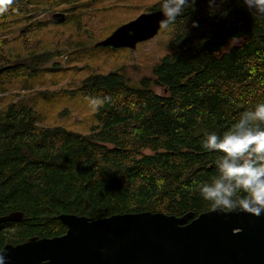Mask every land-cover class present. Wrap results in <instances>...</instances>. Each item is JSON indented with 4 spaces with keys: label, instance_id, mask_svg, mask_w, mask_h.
<instances>
[{
    "label": "trees",
    "instance_id": "16d2710c",
    "mask_svg": "<svg viewBox=\"0 0 264 264\" xmlns=\"http://www.w3.org/2000/svg\"><path fill=\"white\" fill-rule=\"evenodd\" d=\"M161 2L0 4V217L23 214L19 222L0 225V250L35 236L63 235L61 214L96 220L142 212L196 217L212 210L198 185L215 175L218 154L203 148L202 141L264 102V21L250 15L240 0H224L219 5L223 15H210L209 0H197L194 10L161 28L168 32L169 51L154 66V79L134 84L117 68L83 76L68 97L104 101L85 132L46 126L36 104L13 101L9 91H1L7 84L36 79L39 67L51 59L50 52L47 57L41 51L22 55L38 32L54 25L45 13L61 10L65 23L75 27L85 18H104L97 37L105 38L138 14L161 9ZM192 21L199 26L192 28ZM14 33L17 38L11 40ZM234 36L240 43L231 45ZM94 45L97 51H128ZM153 86L162 91L155 93Z\"/></svg>",
    "mask_w": 264,
    "mask_h": 264
},
{
    "label": "water",
    "instance_id": "95a60500",
    "mask_svg": "<svg viewBox=\"0 0 264 264\" xmlns=\"http://www.w3.org/2000/svg\"><path fill=\"white\" fill-rule=\"evenodd\" d=\"M64 19V13L51 15L54 23ZM161 19V9L141 13L94 46L133 51L158 34ZM22 218L12 212L0 225ZM57 219L66 227L61 236L4 245L8 264H264V215L212 209L196 217L142 212Z\"/></svg>",
    "mask_w": 264,
    "mask_h": 264
},
{
    "label": "rangeland",
    "instance_id": "374dc122",
    "mask_svg": "<svg viewBox=\"0 0 264 264\" xmlns=\"http://www.w3.org/2000/svg\"><path fill=\"white\" fill-rule=\"evenodd\" d=\"M54 13L63 12L56 9L45 13L44 17L51 20ZM65 21L66 14L62 23L52 21L54 25L46 26L41 34L38 32L36 37L32 38L33 47L22 53L26 55L29 52L41 51L45 57L47 52L51 53V59L39 67V76L28 82L19 80L7 84L1 91H9L8 97L14 96L13 101L36 104V109L40 112V117L42 116V123L46 126L59 125L71 131L85 132L92 122L94 111L89 107L87 99L69 98L67 92L76 89L83 76L105 73L116 68L122 69L125 79L134 84L143 78L154 79V66L169 51V36L167 31L161 29L154 38L138 45L133 51L114 53L106 50L105 53L92 49L94 43L103 38L97 36L104 28V18H98L96 15L92 19L85 18L81 27H75ZM17 35L9 34V37L12 40L17 38ZM91 42H94L93 45H86ZM239 43L240 40L235 39L231 45ZM153 91L160 93L162 89L153 86Z\"/></svg>",
    "mask_w": 264,
    "mask_h": 264
},
{
    "label": "clouds",
    "instance_id": "9594fccd",
    "mask_svg": "<svg viewBox=\"0 0 264 264\" xmlns=\"http://www.w3.org/2000/svg\"><path fill=\"white\" fill-rule=\"evenodd\" d=\"M5 2V0H4ZM3 2V3H4ZM197 0H162L163 19L160 27L168 29L178 17L195 8ZM224 0H209V14L221 12ZM250 15L264 21V0H240ZM0 3V4H3ZM226 14V12H221ZM186 19V18H185ZM199 24L192 21L191 27ZM237 37H232L231 40ZM89 107L96 111L103 104L100 97H87ZM202 147L218 154L216 173L208 182L198 185L199 195L214 210L243 211L256 217L264 215V102L243 111L223 133L213 131L204 137ZM0 264H8L0 250Z\"/></svg>",
    "mask_w": 264,
    "mask_h": 264
}]
</instances>
